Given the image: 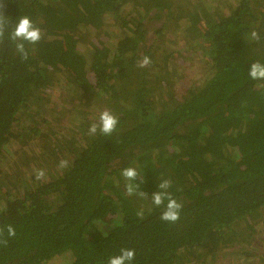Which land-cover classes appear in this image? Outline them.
Returning a JSON list of instances; mask_svg holds the SVG:
<instances>
[{"label":"trees","instance_id":"obj_1","mask_svg":"<svg viewBox=\"0 0 264 264\" xmlns=\"http://www.w3.org/2000/svg\"><path fill=\"white\" fill-rule=\"evenodd\" d=\"M0 16V264L121 249L130 264H264V79L248 74L264 0H0ZM22 16L41 30L27 59L8 38ZM104 110L116 130L90 135ZM128 167L146 195L126 194ZM165 179L175 223L152 203Z\"/></svg>","mask_w":264,"mask_h":264},{"label":"clouds","instance_id":"obj_2","mask_svg":"<svg viewBox=\"0 0 264 264\" xmlns=\"http://www.w3.org/2000/svg\"><path fill=\"white\" fill-rule=\"evenodd\" d=\"M7 27V21L4 16H0V41L3 40L4 34ZM8 38L15 43L16 51L21 54L23 59H27V51L25 50V43L36 44L41 39V30L39 27H36L32 20L28 16L19 17L17 23L8 33ZM251 38L253 40H259L260 36L258 32L252 31ZM151 63L149 57L145 56L142 60L138 62V67L144 68ZM249 77L253 80L264 79V64L260 62H254L251 64L249 70ZM118 119L108 110H104L100 113L97 122L93 123L89 127V134L94 135L99 132L103 135H111L117 127ZM69 163L67 160H61L59 167L61 169L67 168ZM122 176L129 181L126 184V194L133 195L138 194L140 196L146 195L145 192L137 193V185L131 183V181L136 180L138 172L135 168L128 167L122 170ZM36 179H40L44 176V171L36 170L35 172ZM158 191L152 194V203L157 206H164V210L161 213V220L175 223L180 218V212L182 210V203L174 199L171 194L168 192V189L171 187L170 180H162L158 184ZM165 201L167 203L165 204ZM137 215H143L142 212L137 213ZM7 233L9 237L15 236V229L11 226H7ZM3 234V229H0V235ZM6 244L7 241H4ZM135 258L134 249H121L119 255H115L109 258L108 264H130Z\"/></svg>","mask_w":264,"mask_h":264},{"label":"rangeland","instance_id":"obj_3","mask_svg":"<svg viewBox=\"0 0 264 264\" xmlns=\"http://www.w3.org/2000/svg\"><path fill=\"white\" fill-rule=\"evenodd\" d=\"M110 30H111V28H110ZM196 55H198V54H196ZM198 61H195V62H193L192 64V69H193V71H194V74H196V75H202V71H200V74H197L198 73V71L199 70H201V68H203V67H205V64L202 62V61H200L199 59H197ZM203 75H205V74H203ZM56 102V99L55 100H53V102ZM56 104V103H55ZM59 113V112H58ZM60 114V113H59ZM63 117L61 116V119H62ZM259 221V220H258ZM261 222H262V224H260L257 228H256V231L257 232H260L261 233V237H264V216H262V218H261ZM256 240L257 241H259V239H257L256 238Z\"/></svg>","mask_w":264,"mask_h":264}]
</instances>
